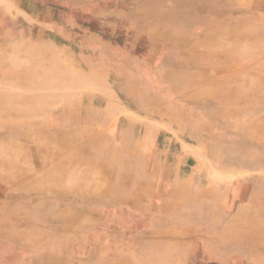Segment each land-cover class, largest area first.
Here are the masks:
<instances>
[{"label":"rangeland","instance_id":"1","mask_svg":"<svg viewBox=\"0 0 264 264\" xmlns=\"http://www.w3.org/2000/svg\"><path fill=\"white\" fill-rule=\"evenodd\" d=\"M174 2L0 0V108L10 111L27 103L22 112L29 115L0 125V159L11 161L16 171L14 181H4L7 171L0 167V245L10 246L8 253L2 251V264H93L86 245H75L87 237L88 222H94L76 214H95L99 227L109 212L102 202L106 175L92 165L85 143L87 131L104 127L87 121L89 94L98 91L100 81L87 75L72 54V43L82 44L86 32L80 23L88 21L89 13L111 33L175 31L177 43L168 50L176 56L170 54L168 62L198 69L190 80L200 83L207 101L211 122L202 163L208 167V183L237 181L236 208L256 214L240 218L239 232L225 233L221 245H216L213 225L210 245L193 247V263L264 264V232L248 225L264 215V0ZM218 26L224 31L211 35ZM43 44L48 48L40 58ZM29 121L44 128L37 136L48 141L46 155L38 152L43 143L22 140ZM71 155L80 164L72 165ZM230 168L233 173H225ZM119 251L115 247L108 255Z\"/></svg>","mask_w":264,"mask_h":264},{"label":"crops","instance_id":"2","mask_svg":"<svg viewBox=\"0 0 264 264\" xmlns=\"http://www.w3.org/2000/svg\"><path fill=\"white\" fill-rule=\"evenodd\" d=\"M87 16L80 23L86 34L81 46L80 41L72 43V54L87 75L100 81L98 91L89 94L87 121L104 127L87 131L85 143L92 165L106 175L102 202L109 212L103 216V234L95 214H76L94 222H88L87 237L75 245H86L93 264H195L193 247L210 245L213 225L216 245H221L225 233L239 232L240 218L256 217L236 208L237 181L208 183L202 161L208 156L211 121L200 83L191 81L200 71L168 62L170 54L176 56L168 50L177 43L175 31L163 38L157 33H111ZM257 217L248 225L264 232V215ZM115 247H120L118 255H108ZM9 250L0 245V264L2 251Z\"/></svg>","mask_w":264,"mask_h":264},{"label":"bare ground","instance_id":"3","mask_svg":"<svg viewBox=\"0 0 264 264\" xmlns=\"http://www.w3.org/2000/svg\"><path fill=\"white\" fill-rule=\"evenodd\" d=\"M155 1H157V0H155ZM164 1V0H163ZM173 4H175V0H170ZM183 1H185V0H183ZM75 2V1H74ZM81 2V1H80ZM182 2V1H181ZM195 2V1H194ZM155 3H157V2H155ZM196 3V2H195ZM79 4V3H78ZM158 4V3H157ZM201 4V3H200ZM207 4V3H206ZM87 5V4H86ZM167 5H168V3H167ZM176 6V5H175ZM179 8L181 7V6H179V5H177ZM185 6H186V4H185ZM184 6V7H185ZM173 7V6H172ZM177 7V8H178ZM182 7H183V5H182ZM189 7V6H188ZM187 8V7H186ZM192 8V7H191ZM214 8V7H213ZM216 8H218V7H216ZM89 9V8H88ZM194 9V8H193ZM183 9H181V11H182ZM186 10V9H185ZM180 11V12H181ZM190 11H191V9H190ZM194 11H196L195 9H194ZM86 12V11H85ZM83 13V12H82ZM170 13H172V12H170ZM169 13V14H170ZM175 13V12H174ZM182 13H183V11H182ZM189 13V12H188ZM190 13H192V11L190 12ZM84 14V13H83ZM215 14V13H214ZM139 15H137V17H138ZM191 16V15H190ZM210 16V15H209ZM9 17V16H8ZM186 17V16H185ZM83 18V17H82ZM162 18V17H161ZM138 19H139V17H138ZM145 19V18H144ZM56 20H58V19H56ZM64 20V19H63ZM163 20V19H162ZM8 21V20H7ZM138 21V20H137ZM143 21V20H142ZM164 22V21H163ZM185 22V21H184ZM56 23V22H55ZM84 23V22H83ZM142 23H144V22H142ZM13 26V25H12ZM19 26V25H18ZM140 26V25H139ZM26 27V26H25ZM137 27V26H136ZM9 28V27H8ZM28 28V27H27ZM56 28V27H55ZM145 28H146V26H145ZM144 28V29H145ZM4 29V28H3ZM11 29V28H10ZM57 29V28H56ZM55 29V30H56ZM5 30V29H4ZM30 30H31V28H30ZM58 30V29H57ZM56 30V31H57ZM89 30V29H88ZM43 31V30H42ZM59 31V30H58ZM212 31V30H211ZM222 31H224V29L222 28V26H218V28H214L213 29V32L214 33H212L211 35H214L215 33H222ZM60 32V31H59ZM150 32V31H149ZM26 33V32H25ZM24 33V34H25ZM17 34V33H16ZM158 35H162L163 37H167V34H165V32H160V33H157ZM27 35H28V33H27ZM60 35V34H59ZM83 36V35H82ZM210 36V35H209ZM5 36L3 35V38H4ZM17 37V36H16ZM61 37V36H60ZM28 38V37H27ZM51 38H52V36H51ZM64 38V37H63ZM87 38V37H86ZM2 39V38H1ZM8 39V38H7ZM14 39H15V37H14ZM17 39V38H16ZM34 39V38H33ZM32 39V40H33ZM59 39V38H58ZM22 40V39H21ZM2 41V40H1ZM28 41V40H27ZM5 42V41H4ZM39 43V42H38ZM37 43V44H38ZM32 44V43H31ZM3 46V45H2ZM22 46H24V45H22ZM16 47H18V46H16ZM25 47V46H24ZM37 47V46H36ZM35 47V48H36ZM40 47V46H39ZM31 48V47H30ZM47 45H42V47H41V49H40V52H38L37 53V55H41L40 56V58H42V56H44L45 55V50H47ZM25 49V48H24ZM29 49V48H28ZM37 50H39V49H37ZM36 50V51H37ZM17 51V50H16ZM21 51V50H20ZM32 51V50H31ZM22 52V51H21ZM33 55H35V53H32ZM92 54L93 53H91V56H92ZM94 56H95V54H94ZM37 57V56H36ZM85 58V57H84ZM95 58H96V56H95ZM87 59V58H86ZM41 60V59H40ZM44 60V59H43ZM96 60V59H95ZM101 60V59H100ZM89 61V60H88ZM98 61V60H97ZM142 69V68H141ZM145 71V70H144ZM117 72H119V71H117ZM141 72H143V71H141ZM144 74V73H143ZM144 76H145V74H144ZM165 76V75H164ZM129 77H131V76H129ZM147 77V76H146ZM145 77V78H146ZM159 78V77H158ZM160 79V78H159ZM111 80V79H110ZM127 80V79H126ZM136 82V81H135ZM134 82V83H135ZM164 83H165V81H164ZM153 86H155V85H153ZM173 86V85H172ZM174 87V86H173ZM174 90V89H173ZM155 97V96H154ZM159 97V96H158ZM156 100V99H155ZM30 105V104H29ZM103 105H105V104H103ZM24 106H28V104L27 103H22V104H17V106L16 107H12V106H10L9 107V109H10V111H5V110H1V108H0V125H2V124H5V123H7V122H14V121H16V122H20V119L21 118H23V117H25V118H28L29 117V115H27V114H25V113H23L22 111H24V109L22 108V107H24ZM27 126L28 127H26V128H23V132H22V140H24V141H26V142H30V144H37V145H39V144H42L43 143V145H42V147L40 148V150L38 151L39 152V154L41 155V156H43V154L45 153V155L47 154V152L48 151H46L47 149V147H46V145H47V143H48V141H46L45 139H43L44 137H42L43 135H38L37 136V134L38 133H41V132H43L44 131V128L42 127V125H41V123L40 122H38V121H35V122H32V121H29V123L27 124ZM18 128H21V126H19ZM19 131V130H18ZM37 139H39V142L37 143L36 142V140ZM14 141L15 140H12V142H13V144L12 145H14ZM23 141V142H24ZM22 142V143H23ZM10 143H11V141H10ZM227 143V142H226ZM52 144H53V142H52ZM219 150H222V149H219ZM44 152V153H43ZM5 153V152H4ZM26 153H29V152H26ZM230 153H232V152H230ZM236 153H237V151H236ZM240 153V152H239ZM6 154V153H5ZM238 154V153H237ZM234 155V154H233ZM29 156L32 158L33 156L31 155V154H29ZM239 157V156H238ZM72 158V160H71V164L72 165H78V164H80L79 162H78V160H77V158L76 157H74V155H71L70 156V159ZM75 158V159H74ZM230 159H231V157H230ZM235 159V158H234ZM237 160V159H236ZM226 161V160H225ZM246 161H248V160H246ZM227 162H228V160H227ZM249 163V162H248ZM70 164V165H71ZM0 167H3L2 169L3 170H5V171H7L6 173H5V175L4 176H2L1 178L4 180V181H14L16 178H15V175H14V173L16 172V171H14L15 169L13 168V166H12V164H11V161H9L8 159H6V158H2V159H0ZM63 167V165L61 166V168ZM11 168H13V169H11ZM61 168H60V170H61ZM59 170V171H60ZM140 174V173H139ZM137 175V174H136ZM137 176H139V175H137ZM137 176H136V178H137ZM263 185V184H262ZM196 206V205H195ZM202 207V206H201ZM203 208V207H202ZM194 209V208H193ZM202 210V209H201ZM189 211V210H188ZM195 211V210H194ZM193 211V212H194ZM203 211V210H202ZM201 211V212H202ZM192 212V213H193ZM184 213H186V212H184ZM183 216V215H182ZM200 217V216H199ZM199 217H197V216H195V218H197V219H199ZM168 231V230H167ZM169 231H170V229H169ZM169 231H168V233L167 234H169ZM160 232H163V230L162 231H160ZM164 233H165V229H164ZM174 235V234H173ZM53 236V235H52ZM162 236V235H161ZM51 238V237H50ZM59 240V239H58ZM90 240V239H89ZM92 242H93V240H92ZM99 242V241H98ZM60 243V242H59ZM88 243V242H87ZM86 244V243H85ZM202 244V243H201ZM99 245V244H98ZM104 245V244H103ZM199 247V246H198ZM201 247V246H200ZM215 247V246H214ZM46 248V247H45ZM164 248V247H163ZM163 254V253H162ZM171 255H173V254H171ZM222 255V254H221ZM149 256V255H148ZM147 256V257H148ZM166 256H167V254H166ZM204 256V255H203ZM208 256V255H207ZM220 256V255H219ZM56 257V256H55ZM145 257V256H144ZM162 257V256H161ZM205 257V256H204ZM222 257V256H221ZM150 258H152V257H150ZM163 258V257H162ZM206 258V257H205ZM223 258V257H222ZM170 259L171 258H169V261H170ZM146 260V259H145ZM196 261V260H195ZM140 262V261H139ZM198 262H201V261H198ZM205 262H206V260H205Z\"/></svg>","mask_w":264,"mask_h":264}]
</instances>
